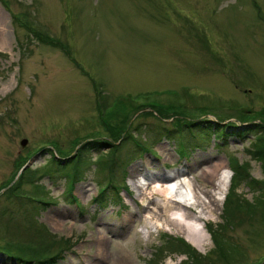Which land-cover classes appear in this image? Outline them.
Segmentation results:
<instances>
[{
  "label": "rangeland",
  "instance_id": "374dc122",
  "mask_svg": "<svg viewBox=\"0 0 264 264\" xmlns=\"http://www.w3.org/2000/svg\"><path fill=\"white\" fill-rule=\"evenodd\" d=\"M189 120L221 121L230 133L264 121V0H0V264L55 254L45 264H182L165 235L206 264H264V208L225 230V260L208 254L204 229L220 223L228 159L264 179L248 157L253 138L221 142ZM94 140L109 145L81 151L74 180L76 149ZM51 152L73 158L63 170ZM171 175L189 183L196 232L164 207L176 202L164 196ZM255 191L234 193L255 203L264 187Z\"/></svg>",
  "mask_w": 264,
  "mask_h": 264
},
{
  "label": "trees",
  "instance_id": "16d2710c",
  "mask_svg": "<svg viewBox=\"0 0 264 264\" xmlns=\"http://www.w3.org/2000/svg\"><path fill=\"white\" fill-rule=\"evenodd\" d=\"M14 21V20H13ZM32 36L39 42L43 44H47L50 46H60L51 41L49 38L46 36L41 35L38 32H31ZM163 112V111H161ZM143 113V112H142ZM165 113V112H164ZM165 119V118H164ZM255 120V119H253ZM253 120L246 121V123H249ZM221 121H211V120H202V121H192L189 120L186 122L184 126H203L205 129H208L210 131L211 135H214V138L216 140H220L223 142L225 138L229 137L230 135L238 136L240 139L245 137L246 135H250L253 140L250 142V145L252 147L251 150L248 152V157L253 159L254 161H257L260 166L264 169V121H258L257 124H252L249 123L246 127L244 128H238V127H233L231 128L235 131L234 132H228L227 127H230L229 125H224L220 126ZM110 136V139L112 141H117L119 139V133L112 127H107L105 129ZM165 132V135H168L169 130H163ZM177 131V130H176ZM179 131V129H178ZM125 136L129 137V135H126V128L123 129V139ZM105 145H109L107 142L103 140H94V141H86L83 142L77 149L75 156H70L68 158L62 157V156H57L54 152H51L50 154V163L54 164L56 167H59L60 169L65 170L66 167H68V164L62 165L63 162H66V160H71L72 158V164H71V169L72 171V178L75 180V170L77 168V165L79 163V155L80 152L83 150H88L92 149L95 147H102ZM42 151H46V149L42 148L40 149ZM228 169L231 173L229 177V182H228V189L225 194L223 203H222V211H221V217H220V223L217 224L213 229V226L209 224L204 225V229L209 235V238L212 243V249L208 252L210 255H216L218 259H223L225 260L228 257V254L230 252L231 247L228 245L227 241H225V230L229 229L231 225L238 226L239 223L242 221V217L240 214H243L245 216L251 215L255 209L261 207L264 208V196L261 195V198L256 199L255 203H251L245 200H238L237 197L235 196L234 191L238 189V187H247L248 189L256 190L255 192L259 191L260 188V193L263 191L264 187V179L262 180H254L251 178L250 174L246 170V163H241L233 158L228 159ZM23 172L19 174V176L16 178V181L13 183L15 186L12 189L6 190L7 192L12 193V191L17 188L21 182ZM10 183H7L8 185ZM12 184V185H13ZM72 186H70V190L68 193L71 192ZM114 191V198L120 202V198L118 196L120 191L115 190L114 188H111ZM107 189L105 188H99L97 189V198L95 197L93 199V202H96L99 206L104 207L106 206V201L105 200V192ZM125 190V187H123V191ZM5 191V192H6ZM69 197L71 199H74L73 196L70 194ZM243 201V202H242ZM240 219V222H239ZM236 221V223H235ZM161 243L164 245V248L169 249V251H172L174 254L177 255H182L186 256V260L182 264H199L202 260L206 258L205 256H201L196 253V251L189 246L183 239L179 237H173L169 235H165ZM2 252V251H1ZM59 254H55L46 260H42L38 262L40 263H49L52 262L55 258L58 257ZM7 260L11 261H17L20 264H25L26 262L23 261L22 259L16 258L13 259L9 256L5 257ZM227 261V260H226ZM204 264L206 262L204 261Z\"/></svg>",
  "mask_w": 264,
  "mask_h": 264
},
{
  "label": "bare ground",
  "instance_id": "6f19581e",
  "mask_svg": "<svg viewBox=\"0 0 264 264\" xmlns=\"http://www.w3.org/2000/svg\"><path fill=\"white\" fill-rule=\"evenodd\" d=\"M220 173L221 174L219 175L217 187L218 189L220 187L222 191H225L228 185V175H227V172L223 170ZM209 174H212V173L210 172ZM166 178L167 179L164 181L165 185L163 187L164 196L171 197L172 199L176 201V202L173 201L172 202L173 204L167 203L166 205H164L165 209H167V212L169 213L170 218L172 217L171 220L176 222L179 229L182 228L183 230H189L192 232H196V230L194 231L195 228L193 229L195 225V218H193V216L187 214L186 212V209L188 207H193L195 205L194 202H191V200H187V197L191 196L189 183L187 181L181 182L180 180L178 182H181L180 183L181 185L177 186V184H179L177 181L170 183L171 182L170 180L172 178L175 179L174 175H171ZM176 179H179V178H176ZM188 241L192 245L196 246V244L192 240L188 239Z\"/></svg>",
  "mask_w": 264,
  "mask_h": 264
},
{
  "label": "water",
  "instance_id": "95a60500",
  "mask_svg": "<svg viewBox=\"0 0 264 264\" xmlns=\"http://www.w3.org/2000/svg\"><path fill=\"white\" fill-rule=\"evenodd\" d=\"M24 141H22V143H23ZM25 166H23V168H24Z\"/></svg>",
  "mask_w": 264,
  "mask_h": 264
}]
</instances>
